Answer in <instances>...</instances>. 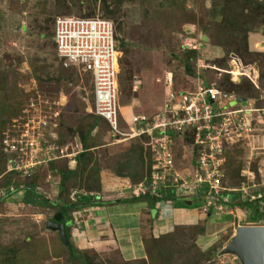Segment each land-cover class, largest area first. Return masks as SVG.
<instances>
[{"label":"rangeland","instance_id":"1","mask_svg":"<svg viewBox=\"0 0 264 264\" xmlns=\"http://www.w3.org/2000/svg\"><path fill=\"white\" fill-rule=\"evenodd\" d=\"M60 16L114 22L123 53L120 104L122 115L129 120L133 115L152 117L163 112L170 95L194 90L202 80L264 106V0H0V81L5 79L6 103L11 108L1 117L0 131L23 116L31 93L37 92L35 86L54 99L68 97L60 124L62 142L68 144L87 135L92 147L86 176L73 177L65 188L61 187L60 171L77 169L78 163L59 160L24 178L7 173L0 153V245L31 250L24 255V264H83L84 260L92 264H152L147 252L139 255L131 246L125 247L124 256L116 250L78 247L82 261L71 258L60 233L47 227L61 206L37 207L23 201V189L33 183L53 201H58L62 190L64 201H77L88 193L101 200L98 195L100 185L104 189V176L130 175L135 187L144 183L150 172L145 142L115 136L108 123L92 112L90 78L77 68L67 70L59 61L55 37ZM233 69L241 73L234 80ZM123 130L130 131L126 123ZM242 135L239 142L228 146L222 193L230 201L229 193H241L238 201L260 200L264 207V120L255 119L252 131ZM191 143L178 138L175 146L178 172L189 183L195 175ZM139 155L144 163L138 160ZM128 162L132 167H127ZM98 169L101 180L87 177L86 173ZM9 183L12 194H8ZM112 189L117 190L115 186ZM197 192L194 186L178 190L179 200L200 197L196 201L203 205L199 210L205 215L195 225L155 234L152 225L156 218L147 211L153 220H146L145 250L146 245L166 247L157 264H243L239 255L226 249L241 226H264V220L252 223L243 207L220 202L212 205L207 192Z\"/></svg>","mask_w":264,"mask_h":264},{"label":"built area","instance_id":"2","mask_svg":"<svg viewBox=\"0 0 264 264\" xmlns=\"http://www.w3.org/2000/svg\"><path fill=\"white\" fill-rule=\"evenodd\" d=\"M55 40L63 67L77 68L90 78L94 95L92 112L108 123L115 136L148 138L145 145L153 157L154 193L160 195L162 189L172 186L177 190L194 186L198 191L207 189L210 204L222 203L228 146L239 142L242 134L251 132L255 119L264 120V106L252 103L251 99L244 101L248 106H243L240 95L215 83H205L194 90L181 91L179 96L170 95L165 110L159 114L133 115L128 120L122 115L120 104L123 53L118 47L114 22L60 16ZM235 69L231 72L233 80L236 74L238 78L241 74ZM33 90L37 92L31 93L23 116L14 120L2 141L7 173L24 178L59 160L77 164L78 157L85 152L81 139L62 142L60 124L68 97L63 95L57 100L41 93L39 87L34 86ZM124 123L129 132H124ZM178 138L192 141L195 175L191 183L179 174L176 166ZM139 187L142 192L149 189L147 183Z\"/></svg>","mask_w":264,"mask_h":264},{"label":"crops","instance_id":"3","mask_svg":"<svg viewBox=\"0 0 264 264\" xmlns=\"http://www.w3.org/2000/svg\"><path fill=\"white\" fill-rule=\"evenodd\" d=\"M221 51L222 48L218 47L217 53ZM205 83L207 82L202 80L197 87ZM103 184L104 189L98 195L102 201L109 203L127 199L130 202L98 204L92 205L91 208L84 206L74 212L75 220L71 224L72 240L81 249L95 251L100 249L104 252L116 250L124 256L126 255L125 247L131 246L136 253L142 255L146 254L143 246L147 230L146 220L152 221L151 218H156L152 231L160 235L170 232L176 226L195 225L204 220L205 214L199 210L203 205L197 203L199 196L165 201L159 203L157 210L154 211L147 200H132L134 193L130 178L104 176ZM112 186H115L117 190L114 191ZM187 201H192L193 204L190 205ZM147 211L151 212V218L146 214Z\"/></svg>","mask_w":264,"mask_h":264},{"label":"trees","instance_id":"4","mask_svg":"<svg viewBox=\"0 0 264 264\" xmlns=\"http://www.w3.org/2000/svg\"><path fill=\"white\" fill-rule=\"evenodd\" d=\"M118 39V38H117ZM119 41V39H118ZM120 48V45L118 46ZM57 50V47H56ZM195 53V51H193ZM69 70V69H67ZM4 80V82H3ZM0 81V121H1V117L6 113H10V107L9 105L6 103L7 100V96H6V83H5V79H3ZM238 94V93H237ZM239 95V94H238ZM241 96V95H240ZM99 119H102L99 117ZM1 125V122H0ZM5 129H8V127L3 126V129L0 131V153L1 156H3V159H5V155H4V151H3V145H2V141L4 138V131ZM91 132V131H90ZM144 142L148 141L147 137H143L141 138ZM87 135L83 136L82 141L84 142L85 145V152H83L79 157H78V167L77 169H67V170H62L60 171V174L62 176L61 179V187H67L68 182L75 176H80L81 175H85V172L88 164L87 162H91L90 159L92 156L91 155V149L92 147L89 145L88 141H87ZM189 141H191L189 139ZM147 149V148H145ZM144 150V149H143ZM142 153L145 152V150ZM147 154L149 155V175L148 177H146L145 182L148 184L149 189L146 192H142L139 185H135V187H133V193H134V197H133V201H144L147 200L150 205L151 208L155 211L157 210V204L161 203V202H165V201H175L177 200L180 196L178 193V190L176 187L172 186L168 189H162L160 191V195L157 193H154L153 188H152V169H153V157L151 152L147 149ZM139 161H141L142 163H144L145 160H143V157H141L139 155ZM5 163V167L7 168V163H6V159L4 160ZM133 163L132 162H128L127 167L131 166L132 167ZM227 168V165H226ZM99 169L97 170L96 173H86L88 174L87 177H89V179L92 178H97L98 180L100 179V173H99ZM86 176V175H85ZM120 176L122 177H127L132 179V176L130 175H124V174H120ZM143 178V177H142ZM144 181V180H143ZM101 182V181H100ZM142 184V183H140ZM224 184V183H223ZM10 183L8 184V194H12L13 191L10 190ZM102 190V187L100 185L99 190ZM24 203L25 204H29V205H33V206H37V207H56L57 205L61 206L60 211L62 212L64 215V220L63 222L68 224V226H71L72 223H74V212L78 211L79 208L84 207V206H88V205H92V204H100V205H104V204H111V203H115V202H130V200L127 199H121V200H117V201H112V202H104L102 200H97V197L90 202L84 203V202H79L77 201H73L70 199V201H64L63 198V190L60 192L59 195V199L58 201H53L51 199H49L48 197H46L43 193L39 192L37 190V185L35 183L28 185L27 187H25L24 189ZM202 191V192H201ZM207 192V189H199L197 194H205ZM241 193H229L228 196H231L230 199L231 201L228 199V197L224 196L222 199V203L227 206V207H234V206H241L244 209H246L249 212V220L252 223H261L264 220V207L262 206V204L259 201H255V200H248V201H238L239 197ZM188 203L190 205H192V201H188ZM67 235L68 238L70 240V246L67 247L64 242L62 241V244L64 245V247L68 250V253L70 254L71 258H79V255L77 254V246L73 243L72 240V234H71V228L67 229ZM61 237V235H60ZM165 236L161 237L160 239L158 238L157 240L153 239V243L155 242H159L158 240L163 239ZM145 243L147 242V239H144ZM157 245V244H156ZM163 245V244H161ZM154 246V245H153ZM152 248L148 247L146 245V252L150 258V261L152 262V264H157L156 261L157 259H159L158 257L160 256V254L162 255L165 250L166 247L164 246H154L155 250ZM29 247V246H27ZM26 247V248H27ZM28 249V248H27ZM29 250V249H28ZM27 252H25L21 246H17V247H13V246H3L0 245V264H24L25 263V258L24 255L26 253H29L31 250H29ZM80 250V249H79ZM81 261L82 259L79 258ZM28 264H32V262L28 263ZM83 264H92L91 262L89 263V261L84 260Z\"/></svg>","mask_w":264,"mask_h":264},{"label":"water","instance_id":"5","mask_svg":"<svg viewBox=\"0 0 264 264\" xmlns=\"http://www.w3.org/2000/svg\"><path fill=\"white\" fill-rule=\"evenodd\" d=\"M240 100L246 101L247 99L240 98ZM94 199L95 195L88 193L80 196L78 201L87 203ZM63 220V213L57 212L54 219L48 223L47 227L52 231L59 232L62 241L69 247L70 240L67 235V225ZM226 252L239 255L243 264H264V226H241L238 229L234 241L226 249Z\"/></svg>","mask_w":264,"mask_h":264},{"label":"flooded vegetation","instance_id":"6","mask_svg":"<svg viewBox=\"0 0 264 264\" xmlns=\"http://www.w3.org/2000/svg\"><path fill=\"white\" fill-rule=\"evenodd\" d=\"M65 224H66V223H65ZM66 225H67V229H68V228H71V226H68V224H66Z\"/></svg>","mask_w":264,"mask_h":264},{"label":"clouds","instance_id":"7","mask_svg":"<svg viewBox=\"0 0 264 264\" xmlns=\"http://www.w3.org/2000/svg\"><path fill=\"white\" fill-rule=\"evenodd\" d=\"M241 98H243V97H241ZM244 102V101H243Z\"/></svg>","mask_w":264,"mask_h":264}]
</instances>
